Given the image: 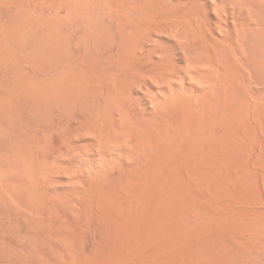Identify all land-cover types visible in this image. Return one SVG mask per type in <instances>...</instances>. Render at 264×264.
Wrapping results in <instances>:
<instances>
[{"label":"bare ground","instance_id":"1","mask_svg":"<svg viewBox=\"0 0 264 264\" xmlns=\"http://www.w3.org/2000/svg\"><path fill=\"white\" fill-rule=\"evenodd\" d=\"M0 264H264V0H0Z\"/></svg>","mask_w":264,"mask_h":264}]
</instances>
